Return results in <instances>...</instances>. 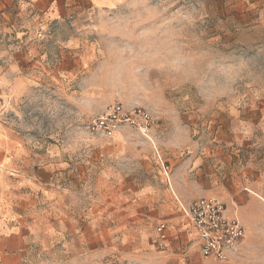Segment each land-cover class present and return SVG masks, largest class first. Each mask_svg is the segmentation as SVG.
<instances>
[{
    "label": "crops",
    "instance_id": "obj_1",
    "mask_svg": "<svg viewBox=\"0 0 264 264\" xmlns=\"http://www.w3.org/2000/svg\"><path fill=\"white\" fill-rule=\"evenodd\" d=\"M121 1L0 0V18L4 21L3 25L0 22V99L27 97L33 83L51 82L54 94L63 93L61 82L80 81L86 74L80 75L78 70L92 64L96 44L89 46L79 36L61 38L60 30L89 11L81 3L87 2L88 7L103 13ZM14 3H19L16 21L9 12ZM68 46V56L75 63L73 72L62 74L58 68L47 74V51L66 50ZM80 93L67 94L68 105L75 114H90V103L78 101ZM250 110L242 120L229 121L225 127L207 126L204 130L209 132L199 138H191V126L181 121L157 124L152 132L159 146L153 139L151 144L143 141L128 127L120 128L112 140L83 157V162L92 166L82 167L85 179L99 172V196L82 194L79 209L69 207L68 215L63 212L60 177L66 173L77 177L76 167L56 157L45 161L43 155L31 153L27 143L2 123L0 116V264H24L31 254V243L38 241L49 225L77 218L100 227L88 237L89 256L126 259L149 254L163 259L164 264H199L204 259L192 247L197 235L183 209L201 196L224 201L230 216L243 215L245 238L225 263L244 264L252 253L253 226L259 222L252 218V205L257 197L264 199V158H255L264 155V104ZM159 111L170 112L166 105ZM177 136L184 140H176ZM111 161L133 164L129 192H124V174L107 166ZM108 177L116 180L108 181ZM162 222L167 224L166 240L156 233ZM110 223L115 230L111 235L104 229ZM172 257L175 261H166Z\"/></svg>",
    "mask_w": 264,
    "mask_h": 264
},
{
    "label": "rangeland",
    "instance_id": "obj_2",
    "mask_svg": "<svg viewBox=\"0 0 264 264\" xmlns=\"http://www.w3.org/2000/svg\"><path fill=\"white\" fill-rule=\"evenodd\" d=\"M81 5L89 13L63 27L60 37L79 36L89 46L96 44L92 64L78 70L86 75L78 82H61L63 93L53 94L51 82L33 83L27 97L0 99L1 122L27 143L31 153L76 167L77 177L68 173L60 177L65 215L69 207L79 209L82 194L99 196V172L85 179L82 167L92 166L83 157L112 140L91 135L87 129L110 106L131 103L147 111L155 109L154 126L181 121L191 126V138H199L207 135V126L225 127L250 114L251 106L264 104V0H122L103 13L87 2ZM18 9L19 3L10 8L13 21L19 17ZM0 22L4 24L3 18ZM65 48L47 51V74L58 68L62 74L73 72L71 47ZM75 91L81 92L78 101L90 103V114H75L68 105V96ZM165 105L170 112L159 111ZM151 138L156 141L154 131ZM132 165L122 161L107 165L124 174V192L132 187ZM251 215L259 222L253 226L252 253L244 264H264V199L257 197ZM238 216L243 222V215ZM88 222L77 218L49 225L31 243L24 264H164L149 254L126 259L89 256L88 237L100 227ZM113 224L104 227L109 235L115 233ZM199 264L226 263L203 260Z\"/></svg>",
    "mask_w": 264,
    "mask_h": 264
},
{
    "label": "built area",
    "instance_id": "obj_3",
    "mask_svg": "<svg viewBox=\"0 0 264 264\" xmlns=\"http://www.w3.org/2000/svg\"><path fill=\"white\" fill-rule=\"evenodd\" d=\"M123 126L136 129L152 141V114L144 108H129L123 103L110 106L105 114L89 123L87 129L91 135L112 138ZM183 213L197 235L192 247L199 250L204 260L227 262L232 254L238 252L246 228L238 216L227 214L224 201L216 196H201L185 207ZM156 233L159 239L166 240L167 224L160 223Z\"/></svg>",
    "mask_w": 264,
    "mask_h": 264
}]
</instances>
